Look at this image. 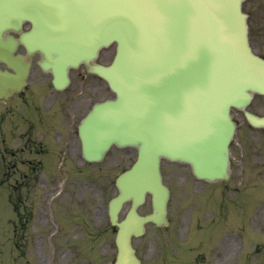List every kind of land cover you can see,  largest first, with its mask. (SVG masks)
Segmentation results:
<instances>
[{
    "label": "rangeland",
    "instance_id": "obj_1",
    "mask_svg": "<svg viewBox=\"0 0 264 264\" xmlns=\"http://www.w3.org/2000/svg\"><path fill=\"white\" fill-rule=\"evenodd\" d=\"M252 8L255 12L258 13L259 18L264 17V0H257L253 3ZM260 21V30L264 34V20ZM107 164H105L106 166ZM176 176L172 178L171 181V189L173 192V198L171 200L170 206V227L166 230H154L152 227L147 231L145 236L137 241V245L141 251V254L144 255L146 260L149 259L147 256L153 254L154 256L157 254L160 260H150L153 264H176L173 261V258H180L175 255L174 249L178 252H182L186 256L190 253L194 255L198 252H202L201 242L195 241L194 243H190V237L193 232V228L199 223L204 217H208L213 219L215 209L212 206H203L201 200L198 198L200 194L199 183H195L191 186V182H193L192 178L190 179L187 175V170L179 169L175 171ZM183 175V178H179L177 176ZM115 175L111 174L108 176H104V182L112 181ZM100 187L103 186H92L89 188L88 186H77L75 191L77 200L75 207H72V211L68 205V202L64 197H60L57 200L56 211L59 216L63 218L73 216V211H76L75 217L77 218V231L78 233H84L87 231H91L96 234L97 232H101L104 230L107 218H106V203L109 196L112 193V190H99ZM233 187V186H231ZM242 194L245 193L246 187L251 189L252 186H241ZM256 189L257 186H253ZM231 191H226L225 195L230 193ZM207 194L209 198H211L214 194L213 191H208ZM228 206H235L233 204ZM227 206H224L226 208ZM257 207H259V211L257 213L256 206L251 205L250 209L253 215H257L253 218V227L259 233L264 235V200H257ZM4 206L0 204V211L3 210ZM249 208L247 207V210ZM146 211V210H145ZM214 211V212H213ZM6 213V210L4 214ZM3 214V216H4ZM2 216V217H3ZM1 218V217H0ZM84 219H87L89 224L87 228L84 227ZM214 220V219H213ZM230 221V215L227 219ZM64 223H61V227ZM213 225L204 231H197L198 236L208 237L210 233L213 231ZM225 229L227 232H231V235L236 240V247L238 244L239 252L241 253L245 250V246H247L245 242V237L248 235L254 234V230L245 220L241 222V224L232 227L230 224H226ZM218 230L220 235V224H218ZM80 235V234H79ZM261 238V237H260ZM79 244L78 249L84 247V244L81 242L80 238H78ZM94 246L98 249L96 255L97 260L93 264H109L108 260H111L114 257V250L112 248H107L108 245L112 244V236L107 233L104 235H100L93 238ZM235 245L231 238H225L216 244L217 252L216 255L220 253V259L218 264H235L236 257L234 253ZM257 245V243L252 246ZM262 247V246H261ZM247 248H249L247 246ZM259 248V247H257ZM101 249H106L101 252ZM212 252V247L210 253ZM103 254V255H102ZM81 254H77V260H79ZM84 256V255H83ZM95 256V254L93 255ZM102 258L106 259L103 263ZM209 258L211 255L209 254ZM187 264L189 262L188 258H185ZM174 262V263H173Z\"/></svg>",
    "mask_w": 264,
    "mask_h": 264
},
{
    "label": "water",
    "instance_id": "obj_2",
    "mask_svg": "<svg viewBox=\"0 0 264 264\" xmlns=\"http://www.w3.org/2000/svg\"><path fill=\"white\" fill-rule=\"evenodd\" d=\"M40 0H28L26 1L25 3H27L28 5L32 6L34 5L35 3L38 4ZM62 0H49L47 2H54V3H58V2H61ZM195 3H199L201 0H193ZM7 2V5H8V8L10 9L12 15H16L18 13H22L21 12V8H20V4H23V0H0V7L2 8L4 6V3ZM155 4H157V0H154ZM49 10V7L46 6ZM147 15L143 16L142 18H139L141 19V22H139V25L137 26V33L138 35H141V34H145V30H147V26L148 23H147ZM191 18H193L195 21H201V22H206L208 20V17L201 14L200 10H199V5L196 6V8L193 9L191 15H190ZM146 20V22H144ZM231 28V27H230ZM229 28V29H230ZM152 47H157V45L155 44H152ZM132 174L134 173H131V174H128L127 176L124 177L123 179V183H126L130 180Z\"/></svg>",
    "mask_w": 264,
    "mask_h": 264
}]
</instances>
